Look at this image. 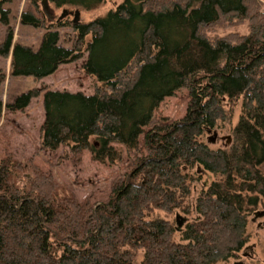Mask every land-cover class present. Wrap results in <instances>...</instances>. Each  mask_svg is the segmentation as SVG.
Masks as SVG:
<instances>
[{"label":"trees","instance_id":"trees-1","mask_svg":"<svg viewBox=\"0 0 264 264\" xmlns=\"http://www.w3.org/2000/svg\"><path fill=\"white\" fill-rule=\"evenodd\" d=\"M14 1L0 0L8 25L0 53L11 58V77L42 79L86 55L83 69L99 85L92 94L45 86L5 107L24 110L43 91L44 149L89 150L110 165L139 155L133 171L114 179L101 201L93 194L81 199L30 159L26 165L6 155L0 161V264H219L239 258L251 238L250 216L264 207V4L121 0L87 23H70L52 18L49 6L95 12L107 0H47L48 7L29 0L20 22L44 29L35 49L14 40L11 9L2 8ZM242 24L246 33H225ZM6 78L0 67V116ZM185 89V115L158 118L160 104ZM236 108L231 150L213 148L206 135ZM202 172L217 178L201 189L196 219L179 230L170 219L154 217L157 211L193 212L189 199Z\"/></svg>","mask_w":264,"mask_h":264},{"label":"rangeland","instance_id":"rangeland-1","mask_svg":"<svg viewBox=\"0 0 264 264\" xmlns=\"http://www.w3.org/2000/svg\"><path fill=\"white\" fill-rule=\"evenodd\" d=\"M29 0H16L6 7L10 8V25L14 29V40L29 45L35 49L39 47L44 29L35 28L29 25H22L20 17L25 8L28 7ZM121 0H107L105 8L99 11L86 12L74 8H55L49 6V15L58 19L66 11L64 17L71 23L79 12L78 20L84 23L93 18L104 14ZM264 4V0H260ZM264 9V6L263 8ZM63 17V18H64ZM247 26L239 25L228 28L227 32L246 33ZM8 31V25L3 21V11L0 10V43L4 41ZM62 34L71 35L72 29H61ZM223 33V30H220ZM212 35V32L209 31ZM66 35V36H67ZM65 39V38H64ZM64 44H70L63 41ZM86 55L79 60L62 64L52 75L37 79L34 76H13L10 75L11 58H5L0 53V67L7 72L6 81L3 84L2 101L4 103L3 111L0 116V161L10 154L14 159L22 160L26 165L29 159L32 164L39 167L45 173L50 174L56 183L63 190L75 192L79 198L83 199L89 194L94 195V200L101 201L105 199L111 190V183L118 176H125L133 171L135 166L134 159L139 154H130L125 161L110 165L105 162L96 161L91 151L85 150L81 155H75L69 147L61 146L56 150L44 149L41 145V125L45 119L43 107V91L39 96L32 99L30 105L24 110H9L5 104L13 98L33 89L47 88L51 89H69L71 91H83L86 94H92L99 83L94 77L87 74L83 69ZM189 101V91L180 90L175 95L167 97L157 108L158 118L167 117L171 121L181 119L187 110ZM240 112L236 108L230 120L221 122L218 128L212 130L206 135V141L213 148H226L231 150L233 144L232 130L239 120ZM214 131H217L215 137ZM215 137L214 142L211 141ZM210 141V142H209ZM143 148V141L141 144ZM264 168V166H263ZM202 179L193 184L192 194L189 199L191 213H185L176 210L173 214H167L164 211H157L154 217L168 218L178 226L177 214L180 215L178 221L184 219L183 227L190 221L196 219V201L200 195L203 186H207L217 177L212 173L202 172ZM219 178V177H218ZM264 210V207L257 208L250 216L249 231L251 233L250 241L240 253V257L228 262L219 264H235V261H243L247 264H264V217L255 218L256 211ZM254 218V219H253ZM253 219V220H252ZM180 232H177L176 239H180ZM244 251V252H243ZM248 255H244V253Z\"/></svg>","mask_w":264,"mask_h":264},{"label":"water","instance_id":"water-1","mask_svg":"<svg viewBox=\"0 0 264 264\" xmlns=\"http://www.w3.org/2000/svg\"><path fill=\"white\" fill-rule=\"evenodd\" d=\"M43 2H44V4H45V6L48 7L47 0H44ZM65 14H66V11H64V13L61 15V18H63V17L65 16ZM78 15H79V12L77 11V13H76V15H75V17H74V21H75V22H77V20H78ZM214 135H215V137L217 136V131H214ZM215 137H213L211 141L214 142V140H215L214 138H215ZM209 142H210V141H209ZM254 216H255V218H258V217H264V210L256 211V212L254 213ZM179 218H180V215L177 214L178 229L180 230V229H182V227H183V223H180V222L178 221ZM253 219H254V218H253Z\"/></svg>","mask_w":264,"mask_h":264},{"label":"flooded vegetation","instance_id":"flooded-vegetation-1","mask_svg":"<svg viewBox=\"0 0 264 264\" xmlns=\"http://www.w3.org/2000/svg\"><path fill=\"white\" fill-rule=\"evenodd\" d=\"M253 220V219H252ZM180 223H183L184 224V219L182 220V221H180ZM245 248V247H244ZM244 252V251H243ZM244 255H248V253H244ZM235 264H247V263H245V262H243V261H235Z\"/></svg>","mask_w":264,"mask_h":264}]
</instances>
